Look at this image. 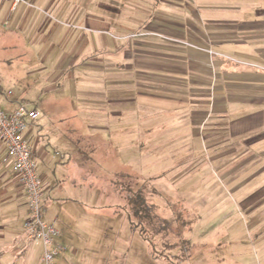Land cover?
<instances>
[{
    "label": "crops",
    "instance_id": "obj_1",
    "mask_svg": "<svg viewBox=\"0 0 264 264\" xmlns=\"http://www.w3.org/2000/svg\"><path fill=\"white\" fill-rule=\"evenodd\" d=\"M166 1L177 8L176 13L166 10L143 23L142 16L136 13L143 14L142 8L133 7L126 0H20L16 6L13 0H5L0 5V65L7 69L19 62L24 78L38 75L44 82L51 80L52 85L42 91L43 96L58 94L62 100L66 97L63 87L76 81L81 68L97 72L103 68L106 78L87 81L108 86V94L99 96L104 100V108L84 112L93 117L119 116L121 130L111 125L105 127L114 136L127 131L126 125L121 126L127 112L112 113L106 106L126 104L122 94L126 76L122 74H126L128 58L136 61L138 88L146 93L139 111L148 115V120L135 137L134 147L141 149L135 156L137 162L145 165L143 175H138L147 179L142 184H151L152 180L155 185L150 186L152 195L159 194L155 181L167 174L156 170L158 162L170 159V149L189 145L185 141L186 124L201 142L235 144L237 156L247 154L248 161L254 163V177H264V0H218L216 5L200 0V11L192 9L186 16L182 14V0ZM97 2L101 6L99 11ZM142 2L139 5L143 6ZM81 7L85 8L82 12ZM117 18L141 29L131 43L134 54L127 52L128 34H122V23ZM104 52L108 56H103ZM149 68L151 72L146 74L143 69ZM62 77H68L67 81L63 82ZM3 82L0 73V95L5 96L3 106L11 114L17 105ZM94 90L87 93L88 97L98 94H90ZM67 112L78 115L77 109ZM213 116L218 120L205 130ZM233 117L235 121H231ZM34 130L35 122L29 123L25 136L30 143L31 138L34 141L31 145L43 181V219L60 231L58 241L66 249L56 264H64L66 254L75 256L78 246H89L90 238L97 234L101 243L90 245L98 247L95 253H107L109 259L118 256L116 245L124 248L127 243V233H122V229L128 215L124 201L112 191V182H96L90 174L89 158L79 154V147L62 130L57 134L64 149L63 143L60 146L52 140L58 149L56 155L41 146L43 138H33ZM227 133L230 136H224ZM128 152L133 156L132 150ZM120 174L126 173H117L115 177ZM97 192L103 197L104 206L109 200L111 207L107 208L114 211V217L123 215L116 237L107 234L103 240L105 232L96 231L95 212L89 209L95 208L91 197ZM27 219L26 192L6 149L0 146V264H16L18 260L27 264L36 242L27 235Z\"/></svg>",
    "mask_w": 264,
    "mask_h": 264
},
{
    "label": "rangeland",
    "instance_id": "obj_2",
    "mask_svg": "<svg viewBox=\"0 0 264 264\" xmlns=\"http://www.w3.org/2000/svg\"><path fill=\"white\" fill-rule=\"evenodd\" d=\"M126 1L133 7L142 8L143 14L136 13L138 17L142 16L143 23H147L153 14L160 15L166 10L176 13L177 9L166 0ZM206 1L213 5L218 2V0ZM140 2L143 6L139 5ZM181 6L184 12L182 14L186 16L192 9L200 11L201 5L200 0H182ZM96 8L97 11L101 8L98 2ZM83 9L85 10L81 7V12ZM125 12L129 13V10ZM178 12L180 11L177 10ZM117 20L118 23H122V34H128L127 52L134 54L131 43L136 41V33L141 29L137 24H131L125 19L117 18ZM118 34L119 32L115 35ZM124 54L126 50L122 52V58ZM103 56L108 55L104 52ZM135 64L136 61L128 58L126 74H122L126 76V83L122 85V94L127 99L126 104L106 106L112 113L127 112V115L122 117L123 123L121 122V126L126 125L127 131L114 133L115 137L105 131V127L111 125L119 128L118 131L121 130L119 116L96 115L93 117L84 112L104 108L103 103L101 105L104 100L99 96L101 94L102 97L103 93L108 94V86L102 83L91 84L87 81L92 78H94L92 81L95 78H106L103 68L99 72L81 68L76 81L73 84L68 82L63 87V94L66 96L63 100L58 94L43 96L42 91L50 87L52 81L44 82L42 76L38 75L24 78L20 74L19 62L7 69H3L0 65V73L4 81L2 85L7 92L13 93L10 98L14 100L17 108L25 104L28 109L39 111V118L34 121L36 130L33 132V138H43L41 146H45L51 155L58 150L52 140L55 143L59 142L60 146L63 143L57 134L62 130L75 142V146L79 147V154L89 158L90 174L96 178V182L102 180L114 183L118 179L115 177L117 173H126L139 178L140 186L142 180L147 179L138 176L143 175L145 165L136 160V151L141 152V149L134 147L135 137L140 127L147 122L148 115L143 116L139 111V105L145 103L142 99L146 93L138 88L140 80ZM143 70L146 74L151 72V68ZM22 78L24 80L15 81ZM62 79L65 82L68 77H62ZM93 90L95 92L90 94H98L88 97L87 93ZM5 102V96L0 95V107L6 114H10V111L3 106ZM161 102H164L166 106L169 105L167 101ZM72 108L78 110L77 116L68 115L67 111ZM217 120L215 116L211 117L207 121L205 130L211 129ZM231 121H235V117L231 118ZM186 126L188 135L185 141L189 145L185 148L178 145L170 149V159L165 158L158 162L156 170L167 174L163 175L161 180L156 179L159 194L152 195L153 193L149 191V201L160 208V215L165 219L173 220L175 214L181 213V222H183L186 216L188 228H183L181 240H189V245L192 244L191 256L189 257L186 253L182 258V248L175 246L178 239L174 233L168 236H162L163 234L151 236L152 245H150L137 231L131 229L128 218L125 229H122V233H127V243L124 244V248L116 245L118 256L109 259L107 253L96 254L98 252L95 250L98 247H90V245L97 246V243H101L100 236L97 234L93 236V239L90 238L89 246H78V253L75 256L66 254L64 264H264V177H254L251 171L254 163L248 161L247 154L237 156L235 144L212 145L201 142V138L193 135V128L189 124ZM182 134L184 131H181ZM228 135L230 136L229 133L224 136ZM30 140L34 143L32 138ZM126 145L132 148H127ZM64 147L65 144L61 146L62 149ZM128 150H132L133 156H129ZM150 186L155 187L152 180ZM100 197L98 192L91 197L95 208L89 211L95 212L96 231L105 232L104 240L107 234L116 237L115 232L118 231L123 215L118 214L114 217V211L107 208L111 207L109 200L106 199L104 206L103 197ZM177 226L180 224L174 223V227ZM32 245L27 264H40L42 246L37 242ZM22 262L18 260L16 264H22Z\"/></svg>",
    "mask_w": 264,
    "mask_h": 264
},
{
    "label": "built area",
    "instance_id": "obj_3",
    "mask_svg": "<svg viewBox=\"0 0 264 264\" xmlns=\"http://www.w3.org/2000/svg\"><path fill=\"white\" fill-rule=\"evenodd\" d=\"M3 1L0 0V5ZM13 1L15 6L20 2ZM38 117L39 112L28 109L25 104H21L11 114H5L0 108V146L6 149L13 171L28 198V219L25 223L27 235L42 246L41 264H56L66 249L58 241L60 231L43 219V181L38 174L33 147L25 136L29 123Z\"/></svg>",
    "mask_w": 264,
    "mask_h": 264
},
{
    "label": "trees",
    "instance_id": "obj_4",
    "mask_svg": "<svg viewBox=\"0 0 264 264\" xmlns=\"http://www.w3.org/2000/svg\"><path fill=\"white\" fill-rule=\"evenodd\" d=\"M117 178L112 183V191L124 201L131 229L137 231L150 245H152L151 236L162 234V236H168L174 233L178 239L175 246L182 248V258L186 253L190 257L192 244L189 245V240H181L183 228H188L186 219L181 222L182 214H175L173 220L163 218L160 215V208L149 201V191L153 193L149 183L145 182L139 186L137 179L127 174H120ZM174 223L180 226L174 227Z\"/></svg>",
    "mask_w": 264,
    "mask_h": 264
}]
</instances>
